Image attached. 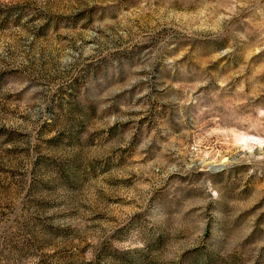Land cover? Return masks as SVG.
Segmentation results:
<instances>
[{"label":"rangeland","instance_id":"1","mask_svg":"<svg viewBox=\"0 0 264 264\" xmlns=\"http://www.w3.org/2000/svg\"><path fill=\"white\" fill-rule=\"evenodd\" d=\"M0 264H264V0H0Z\"/></svg>","mask_w":264,"mask_h":264}]
</instances>
